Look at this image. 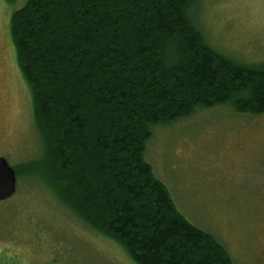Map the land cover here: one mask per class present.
<instances>
[{
  "label": "trees",
  "instance_id": "obj_1",
  "mask_svg": "<svg viewBox=\"0 0 264 264\" xmlns=\"http://www.w3.org/2000/svg\"><path fill=\"white\" fill-rule=\"evenodd\" d=\"M194 1L26 0L10 16L42 146L16 179L38 180L134 264H233L144 161L150 127L197 107L264 114V64L210 49L188 17Z\"/></svg>",
  "mask_w": 264,
  "mask_h": 264
},
{
  "label": "rangeland",
  "instance_id": "obj_2",
  "mask_svg": "<svg viewBox=\"0 0 264 264\" xmlns=\"http://www.w3.org/2000/svg\"><path fill=\"white\" fill-rule=\"evenodd\" d=\"M25 2L0 0V158L11 168L42 155L9 35L10 16ZM187 14L214 52L264 64V0H195ZM144 161L178 212L233 264H264V114L197 107L188 118L150 127ZM0 264L134 263L26 176L0 202Z\"/></svg>",
  "mask_w": 264,
  "mask_h": 264
},
{
  "label": "water",
  "instance_id": "obj_3",
  "mask_svg": "<svg viewBox=\"0 0 264 264\" xmlns=\"http://www.w3.org/2000/svg\"><path fill=\"white\" fill-rule=\"evenodd\" d=\"M16 174L6 160L0 158V202L12 198L16 192Z\"/></svg>",
  "mask_w": 264,
  "mask_h": 264
},
{
  "label": "crops",
  "instance_id": "obj_4",
  "mask_svg": "<svg viewBox=\"0 0 264 264\" xmlns=\"http://www.w3.org/2000/svg\"><path fill=\"white\" fill-rule=\"evenodd\" d=\"M154 176L159 180V181H161L155 174H154Z\"/></svg>",
  "mask_w": 264,
  "mask_h": 264
}]
</instances>
